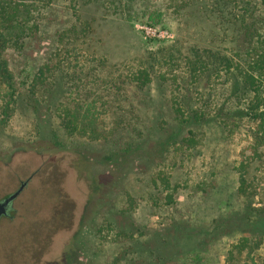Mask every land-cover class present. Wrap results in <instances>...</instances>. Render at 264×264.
<instances>
[{
    "label": "rangeland",
    "instance_id": "rangeland-1",
    "mask_svg": "<svg viewBox=\"0 0 264 264\" xmlns=\"http://www.w3.org/2000/svg\"><path fill=\"white\" fill-rule=\"evenodd\" d=\"M176 2L133 0L127 13L94 0L58 1L20 57L25 71L16 68L18 104L9 106L8 115L2 110L10 90L0 83V198L25 182L10 217L0 220V264H45L62 251L67 264H103L117 256L146 264L133 249L123 250L127 239L106 227L108 218L138 235L160 229L166 264H192L197 254L194 264H264V242L249 255L236 254L237 234L210 235L215 225L221 229L214 236L227 228L243 199L236 191L241 166L248 184L259 189L264 149L253 153L244 132L240 137L219 128L179 126L171 98L182 93V58L219 39L213 20L191 19L190 1L180 16ZM148 64L150 79L138 87L131 78ZM45 65L64 70L65 96L57 93L50 102L76 105L79 120L96 137L70 138L61 131L63 145L42 143L47 137L37 135L27 97L40 98L35 76ZM39 114L56 124L44 110ZM131 142L140 143L136 153L119 152ZM229 250L232 257L226 256Z\"/></svg>",
    "mask_w": 264,
    "mask_h": 264
},
{
    "label": "trees",
    "instance_id": "trees-1",
    "mask_svg": "<svg viewBox=\"0 0 264 264\" xmlns=\"http://www.w3.org/2000/svg\"><path fill=\"white\" fill-rule=\"evenodd\" d=\"M58 1L61 0H0V83L10 90V99L6 100L3 115H8L10 105L16 107L18 104L13 93L16 91L14 76L16 68L20 67L18 63L20 57L27 44L37 37L46 15ZM94 1L109 10L113 9L114 12L123 10L127 12L125 9H128L133 0ZM176 1L178 8L176 11H179L180 16L184 15L182 7L191 5L193 6L189 12L191 19L196 20L204 15L207 16L206 19L213 20L212 33L219 39L215 41L216 46L191 48L182 58L184 63L182 66L184 73L182 72L180 76L182 93L178 100L171 98L173 102L171 109L181 121L179 126L191 125L194 131L198 127H210L212 131L219 128L233 135L239 134L240 137L241 132H244L253 153L259 148L264 149V0ZM187 1L191 4L186 5ZM86 67L87 71L95 68ZM61 68L63 67L60 65L57 71L48 65L41 68L39 77L35 76V90H40L42 94L38 99L31 98L33 95L27 97L29 105L35 109L33 116L37 135L40 138L47 137L41 140L42 143L49 142L53 146L63 145L58 140L61 131L65 137L70 138L86 135L96 137V132L90 125L79 120L76 105L50 102L57 93L65 96L63 89H66V85L63 84V78H60L64 70ZM19 69L20 73L25 71V68ZM150 69L151 66L148 64L147 68L132 76L131 79L138 83L136 84L138 87L145 86L149 81ZM87 78L84 76V80ZM25 82L29 83L28 80ZM87 91H91L90 87ZM73 92L79 95L81 87L75 85ZM41 110L54 116L56 124L46 115V120L45 118L40 120L38 116ZM188 142L194 143L193 133L192 139ZM139 144L131 142L128 149L122 147L119 152L138 151ZM241 170L245 173L244 166H241ZM243 173H239L236 190L241 193L243 199L225 225L227 228L224 231L228 229V234L221 231L214 236L221 229L218 224L210 229V235L217 238L221 235L226 237L232 233L237 234L235 253L245 250V254L249 255L264 242V197L255 202L256 197L264 194V173L258 183L259 189L258 185L256 188L253 187L256 183L249 185ZM168 200L172 202L170 195ZM108 219L106 227L113 229L117 237L127 239L124 242L128 247L123 250L127 248L131 252L133 249L136 258L145 261L146 264H166L168 256L166 251L162 250V242L167 241H163L165 236H162L160 229L155 230L150 236L149 233L138 235L132 231L130 225L119 224L114 218ZM230 252L231 250L226 256L232 257ZM198 255L193 258L192 264L199 258ZM131 261L117 256L103 264H131Z\"/></svg>",
    "mask_w": 264,
    "mask_h": 264
},
{
    "label": "flooded vegetation",
    "instance_id": "flooded-vegetation-1",
    "mask_svg": "<svg viewBox=\"0 0 264 264\" xmlns=\"http://www.w3.org/2000/svg\"><path fill=\"white\" fill-rule=\"evenodd\" d=\"M72 162H73V160H72ZM70 166H71V165H70ZM22 184H25V182L21 183L20 186H19L14 192H12L11 194H9V195H7V196H4V197H1V198H0V201L4 200V199L7 198L8 196H10V195L14 194L16 191H18ZM24 186H25V185H24ZM24 186H23V188H24ZM23 188H22L21 191L18 193V195H17V196H16V197H15V198H14V199L8 204L6 214H5L4 216H2V217L0 218V220H1L2 218L10 217V215H11V213H12V211H11V204H12V202H13V201H14V200L20 195V193L22 192ZM45 264H67V260H66V258H65V252L62 251V252L60 253V256H59L58 259H55V260H48V261L45 262Z\"/></svg>",
    "mask_w": 264,
    "mask_h": 264
},
{
    "label": "water",
    "instance_id": "water-1",
    "mask_svg": "<svg viewBox=\"0 0 264 264\" xmlns=\"http://www.w3.org/2000/svg\"><path fill=\"white\" fill-rule=\"evenodd\" d=\"M25 184H22L18 191L0 201V218L6 214L8 204L18 195Z\"/></svg>",
    "mask_w": 264,
    "mask_h": 264
}]
</instances>
